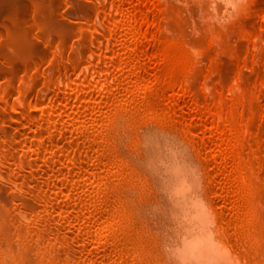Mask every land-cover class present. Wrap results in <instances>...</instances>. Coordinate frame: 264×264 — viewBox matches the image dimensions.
Listing matches in <instances>:
<instances>
[{
    "label": "bare ground",
    "instance_id": "bare-ground-1",
    "mask_svg": "<svg viewBox=\"0 0 264 264\" xmlns=\"http://www.w3.org/2000/svg\"><path fill=\"white\" fill-rule=\"evenodd\" d=\"M50 1L52 0H46L35 3V13L33 15L32 21H29L27 18L21 17L19 19L13 20L12 25L8 26L7 32L5 34V39L0 43V76L5 72L14 71L15 68L19 66L21 61L25 63L26 72H28L34 64L38 65V58H40V56L42 55L40 53L35 54L37 41L39 42L40 40H42V38L44 37L46 38L47 34L48 36L50 35V32H48L49 21L51 19L50 18L51 12L48 10ZM104 1H108V3L110 2L109 3L110 5L112 3L111 5L112 7H110L109 9L112 10V13L113 10L116 9L117 11L116 15H114V13L113 15L111 13H110L111 15L108 13L111 16V18L110 16H108L107 12H109V9L105 8L106 6L104 7V5H107L108 3L104 4L105 3ZM104 1H102L104 3L100 1V3L102 4L95 2L94 4L96 3L97 4L94 5L95 8L93 10L91 8H89L90 10L87 9L86 8L87 6L84 5L85 4L84 2L77 3L78 7L86 8L87 19L93 17L92 14L94 12H99L100 10H103V16L105 17L107 16V18L104 17L107 20L106 21L103 20L100 23L98 22V24H100L102 27L106 23L108 28L107 27L105 28L107 30L102 29L103 31H97L96 34L98 33V36H96V38L95 37L93 38L90 35H88L87 29L90 28H87V25L79 28L77 32L79 33L78 35H81L83 42H80L81 46H79L78 49H76L75 51L73 50L71 52L72 55H70V60L68 61H71L72 59L73 60L64 66L62 65L61 62L66 61L64 60V57L66 55L65 49L67 46L66 44L61 42V44L63 43L62 44L63 48L58 50L59 52L56 51L58 53L55 54V58L51 62L52 65L51 70L49 73L46 72L48 74H45L44 76L46 78V81L50 80V84H51L52 83L51 80L54 81L53 77L60 74L61 72L64 71L67 73V71L69 72V70H71V72L75 71V69L80 65V63H83L82 61H84L85 57L84 58L82 57L84 51L87 49L89 51L91 48L92 49L94 48L93 50L97 49L96 47H93L94 46L93 44H90L93 45L91 48H87L90 46L86 44V42H88L90 39L89 36L91 37L90 40L92 39L100 40L103 39L102 37L105 38L107 37L110 39L114 38L112 44H111V40L109 39V42L107 44L110 43L111 45L109 44L108 46L106 44L105 49L102 47L101 50H99L100 48L98 47L97 50H99V52L95 50L99 53L97 55H99V57L101 58L100 60H103L104 65L107 63L108 64L107 68H110V71H108L107 72L108 74L107 73L106 74L108 76H112L113 78H116L115 80L116 82L112 86L113 88H111V90H108L102 99H104V97L106 99H109L111 96L113 99V96L115 97L114 94L115 91L117 90L118 92L121 89L123 93L121 94L122 98L120 97L121 99H119V101L120 100L124 101L125 98L127 99L130 98L129 102L132 101L130 103L132 104V107L138 105L139 106L149 105L150 107H157L160 109L168 110L170 115H176L179 112H182L187 109L188 113L180 120L184 123H189L187 125L189 126L191 125L190 126L191 130L195 131L196 133L199 132L202 133L200 134L202 137L200 141L199 140L198 141L201 145V148L205 150V152L207 151L208 152L207 154L210 155V156L208 155L209 157L208 159L213 165L212 167L214 173L213 175L217 178V180L215 179L217 182L215 181L216 184L213 187V190L215 193V198L217 197L216 201L219 202L218 204L221 203L220 206L222 207V209L220 210V217L226 222L227 230L224 231L223 233H220L219 230L216 228L218 218L215 214V210L211 207V205H209V203L203 200L202 192H200L199 189L191 190L190 192H184V196L186 197L185 203L190 204L189 212L187 213L191 215L193 214V220H192L193 229L184 237V243L180 250L181 251L180 255L182 256L181 258H183L182 263L183 264H247V263H243L241 261V257L237 254L238 249L243 247V244L247 242V239L249 238L251 239L253 237L252 238L253 241L251 239V243L249 242L248 248H246L247 249L245 254L246 257L251 258L259 253L261 254L262 248L264 247L263 246L264 242L260 241L261 238L264 237V229H262L264 227V209L262 210V208L259 207L258 204L254 205V201L256 199H260L264 201V107H261L256 103V98L254 95L249 96V98L239 107H231V105L227 100L219 101V99H217L218 97L216 96H214V98L209 99L200 95L195 90L196 88L195 80L184 82L188 72H190L193 68L192 62L190 60V57H188L187 54L182 52L183 49L180 48L179 43L175 42L173 44L171 43L166 44L160 42L161 32L159 28L163 24L162 15L168 11L167 10L164 11L165 8L162 9L161 6H159V3H157L155 0H104ZM109 4L108 7L110 6ZM106 9L108 11H106ZM87 24L89 26V24L92 25L93 22L92 24L91 22ZM243 24L246 25L248 23L246 22ZM93 25L96 24L94 23ZM251 26H252V30H251L252 33L258 32V30H256L253 25ZM26 27H28L29 29L27 30ZM34 28L37 29L39 37L32 36V31ZM262 29H261V33H264V28L262 27ZM70 31H72V29H70L69 32ZM75 31L76 30H74V32ZM75 33H73L74 36L75 35L77 36V33L76 34ZM71 36L72 34H70V38ZM107 38L106 40H108ZM63 39L62 41H66V38ZM101 46L104 45L101 44L100 47ZM229 49L230 48L228 46L226 48H222L223 51H227ZM93 50L92 52L95 53L96 55L97 52ZM214 51H216L215 48H209L206 54L210 55ZM235 52H236L235 57H231L230 59L222 61L221 63L217 61L211 62L208 64L206 68H201L198 72L213 69L215 71L216 77L219 80L228 79L229 76L232 74V72L235 71L236 66L239 65L241 61H243L244 58L243 54L245 52L243 45L241 44L240 47H235ZM143 55L144 56L147 55L148 60L146 59L145 56V60H146L145 61L144 58H142ZM260 56L261 57L263 56L262 59H264V52H261ZM140 58H142V61L144 60L145 62L140 64L139 61ZM19 61L20 63L18 64ZM56 65L59 66L62 65L61 66L62 68L56 70ZM98 65L99 64H97L96 67ZM102 66L103 64H100L98 68H101ZM139 66H141V69H137V67ZM38 67L40 68V66H37V68ZM151 70L154 75L153 83L151 85L152 87L147 91H142L139 87V84L145 78V76H147L146 74H148L149 71ZM253 71L254 73L246 74L242 77V81L238 85V88L242 91V93H246L249 90H251L252 81L257 80L263 76L264 65L263 67L254 66ZM41 72L39 73L42 74ZM106 74H104V76ZM40 76L41 75H37V74H33L29 76V79L32 82L28 81L29 79H27L28 82L26 83L30 82L29 85L31 83L32 85L31 86L27 85V89H24L26 85L22 87L24 84L22 85L21 83H20L21 86L20 85L15 86L14 84H12L10 86L4 87V89L0 88L2 90V95L0 94V122H1L0 136L3 138L2 145L0 146V157L6 158L7 161L6 163L9 164L8 162L9 160H7L8 158L18 156L16 149H19V147L22 148L21 146L26 147L27 145L30 146L28 150H30L31 148L32 153H37V155L36 154L34 155L35 157L39 155L36 160H31V158H28L29 161H27V159H24V157H27L29 155L28 154L29 152L27 150L26 151L28 152L26 153L27 156L25 154H23L25 155L23 158H22L23 155L20 156L22 158V160L19 159L21 160L20 162L23 161L24 162L21 164V166H19V168L17 167L18 172L16 173V175H14L16 176L14 180L16 181V179L19 178H22L24 180L22 175L24 173H25L24 175L28 174L27 180L26 179L24 181L22 180L23 182L20 181V183L21 185L25 184L23 185L24 186L23 189L26 186L29 189L32 188L31 194H33L34 196L35 195L34 191H36L34 189L38 187V183H36L37 182L36 178L38 174L40 173H42V175L57 174L60 175L61 178L60 181L52 182V183L50 181L47 183V186L50 187V192H48L49 194H47V196L45 197L42 196L44 199L40 198L39 195L38 199L36 196L32 197L34 201L30 200L31 198L30 199L28 198L27 200L26 196H28L27 194L30 192L27 191L28 193H26L23 191L25 194L23 192L22 194L26 195L25 196L26 201L24 200L25 201L24 202L22 201L24 195L20 194V196L22 197L19 198L20 196L17 195L19 193L16 194L17 197L19 196L18 198L21 199L19 201V199L17 198L18 201L26 205L24 207H22V205L21 206L19 205L20 207H22V209L28 206V209L32 208L31 210H33L34 208H36L37 210V208L39 207L38 203L40 202V200H43L42 201L43 203L45 201L44 204L45 208L43 207L42 210L43 212L41 214L42 216L40 215L41 218H39L40 217L39 216L38 217L39 221H36V223L33 222V225H30L29 228H32V230L39 231L40 226H45L46 229L43 230H46L47 233L50 232V234L49 233L47 234L48 236L51 235L52 233L56 235L55 236L57 237L56 239L62 238L64 241L67 242V245L64 244V246H66L65 247L66 253L67 251L70 250L72 251L74 247L77 248V251L75 249L74 253H76L75 255L76 258L78 257L79 259L76 260L78 262L82 260L84 257L85 260L88 257H92V255L94 256L98 255V257L100 258L98 261L93 256L95 259L93 260L94 264H99V262L101 264H112V263L114 264L115 262H117L118 264H131L130 260L132 261L134 256L131 254L130 251L128 252H130L129 253L130 256H133L132 259L129 256L128 252L127 253L125 252L126 250L125 251L122 250L123 246L122 247L116 246L118 245L116 244L117 241L116 243L114 241L113 242L114 246H111L112 244L111 242L118 237V235H116L117 237L115 236L116 233L115 234L113 233L116 232V230L114 231L109 230L110 232L109 231L107 232V230H104L105 231L104 232L102 230V228L104 229L106 228L105 226L106 224L108 225L107 222L108 219L110 222L111 215L109 214L107 209V207L110 205L109 195H107L106 193L103 195L96 194L97 192H95L96 190H94L95 188L93 186V185L96 186V183L95 184L92 183L93 187L92 186L88 187L89 177L87 178V176L93 177L95 173L99 174L100 173L99 170L101 172H103V170L105 171V169L107 168L106 164L109 165L110 163H112V160H116V158L113 157L111 152L110 154L105 155L103 158H99L100 160L98 161L94 160L92 155L90 156V154H93L96 151L100 152V145L102 143L98 145V143L95 142V140H93L94 138L92 137V133H91L93 132V130L89 131L88 129L90 124H93L96 121L98 122V120L100 121V118L103 116V114L105 112L112 111V109L110 110V108L114 106L110 103H109L110 106L109 104L107 105L108 102H106L107 100L105 101V99L102 101H105L106 104L101 102V105L98 104L99 106H97V104L94 105L96 107L91 106V102L94 104L96 97L98 95H101L102 93L98 95L96 94V97L94 98L95 93H93L92 90V87L94 85L91 86V84H88L86 85L87 86L86 87L85 85L81 84L84 81L82 80V78L85 79V75H84V77H81L82 81L81 80L76 81L78 80L77 78L76 80H74L76 81L74 82V84L71 83V85L73 84V86H71L73 92H67L68 90L66 91V88H64L63 90L62 88L52 87L54 89L52 91H54V96H55V97L53 96V98L55 99L47 103L49 105H45L44 107L40 108V106H37L35 104V101H37V103H39L40 105L42 101H40L41 102L40 103L38 102L39 100L36 98L42 94L37 95L36 92L37 97L35 98V94L34 97L32 96L34 91L36 90L35 87L38 86V84L41 85V83H43L45 80L43 77L44 80L43 82H41L42 78ZM104 78L105 77H103V79ZM96 80L98 81L99 79L96 78ZM101 80H102V76H101ZM101 82H103V80L100 81V83ZM50 84L47 83L46 85H50ZM80 84L81 86H83V88L84 87L86 88L83 89L82 87H80L82 88V90L79 89ZM180 84L182 86L181 91L175 93L174 89L176 88V86ZM217 91H219V89L214 90V92ZM20 94H22L21 96L24 95V97L26 95L32 96L36 100L35 101L33 100L34 101L33 103V101H31L32 97H30V99L27 98L28 100L23 105H21L16 109L14 107L13 109V101H11V97L12 96L14 97L15 95L18 96ZM75 95L77 96L75 100V104L69 106L67 102L69 101V99H71V97H76ZM159 95L161 96V98L159 97ZM257 96H261L264 99V90L259 91L257 93ZM231 97H232L231 99L235 101L239 98V94L237 92L235 94L233 93ZM97 99L99 100L101 98L99 97ZM96 103H98V101ZM9 104H11L12 106L9 107L8 106ZM36 106L38 108H36ZM8 107L13 110H9ZM49 109H51V111L53 109V112L54 110L55 112L51 114L49 118H47L46 114H48ZM95 114L96 116H94ZM222 115H226V116L221 120V118L219 117ZM105 116H107L108 118V114ZM246 116H252L251 119L247 122L248 131H245V129H243V119ZM193 117L196 118L197 120L196 122ZM9 118L12 119L11 122L10 120H8ZM104 118L102 117V119ZM100 123L102 124L103 122L100 121ZM21 125L23 127L22 129L20 128L21 132L26 131L27 134L26 135L24 133L26 137L22 135L23 137H25V139L22 140L21 139L22 136L19 137L20 130L19 131L17 130V133H15L14 136H8V133L11 132L10 127L15 126L19 129ZM94 125L93 127H95ZM96 125H98V123ZM99 127H97V130ZM8 128L10 129L8 130ZM104 129L105 127L102 126L99 128V132L98 131L96 132L101 133L102 135ZM69 133L73 134V136ZM97 133L96 135H98ZM104 133L106 134V130ZM68 134L71 135L72 137L70 136V138H67L69 137ZM97 137L101 138V136L100 137L95 136V139H97ZM103 138H107V137H103ZM97 140L99 141L100 139ZM105 140L107 142V139ZM7 144H11L13 148H10L11 147L10 146L8 147L10 149L6 151L5 148L8 146ZM56 145L59 146V149L56 150L57 151L56 153L55 152H53L54 154L51 153L52 157L51 156L50 157L52 161H49L48 158L50 157H47L45 151L41 149L44 148L45 150L47 149L45 147L48 146L55 147ZM103 147H102V151L104 153V150L107 148H105V146ZM17 151L19 152V150ZM250 152L252 154L247 160H240L243 154ZM71 153H73L71 157L72 163L69 166L67 165L68 166L67 169L63 168L65 166L63 164L64 159L66 157H69ZM89 156L91 157V160L97 161L95 163L94 162L90 163V164L94 163L90 168L87 167V165H89L87 163L91 161L90 159H88ZM46 157L50 163L49 164L47 163L48 165L44 163L43 165L41 161L43 159L46 160L45 159ZM87 159L88 162L86 163ZM13 160L16 161L15 158ZM84 162L87 165L84 164ZM6 163L4 166L5 168L7 167ZM82 164L85 165L87 169L83 168ZM37 165H39L40 167H36ZM104 166L106 168L103 169ZM8 167L6 168L7 170ZM11 167L12 164L10 165L9 170L11 169ZM112 167H114V165L112 166L111 164V169L110 167H108V170H112ZM24 169H28L30 174L26 172L22 173ZM108 170H107V174L100 173L106 177L104 180H102L103 179L102 178L101 181L98 182V185H105L107 180L109 181V179L111 178L110 176L111 174L108 173L109 172ZM117 170L115 172H118ZM179 172L181 176L182 189H186V190L189 189L191 184L188 182L187 172L186 171L184 172L183 169H179ZM40 176L41 175H39L38 178ZM77 176L78 177L86 176V179L88 180L87 182H84L86 180L84 178L85 179L84 181L82 180H81L82 182L78 181L79 183L74 184L73 187L71 180H73V178ZM108 177L110 178L108 179ZM93 179L91 178L92 182L95 181ZM46 182L47 181H45L44 183ZM45 185L44 186L42 185V187H45ZM71 187H73L72 192H71L72 189ZM91 187L94 188L93 190L95 195H99L97 198L93 196L94 193ZM84 188L86 190L85 192H84ZM79 189L81 190L83 189V193H81L82 192L81 190H80L81 192L80 191L78 192ZM78 193H80L81 195H79ZM216 193H218V195ZM59 195L63 197L62 200H64V205H66L67 210L66 212H64L65 214H63V216L61 217V221L60 218L55 217L57 221H60L58 223H61V226L56 228V230H54L51 229V224L53 226L56 223L55 222L56 219L55 220L51 219L53 217H50V215H54L51 214L52 213L51 211H55L53 209L55 206L54 203L55 200L53 201L54 205L52 203H51L52 205L49 204V202L50 201L52 202L53 200L52 198H55V196L57 197ZM80 201H82V203ZM95 201H96L95 205L97 206V208L95 207L93 210L91 206L92 207L95 206L92 205L94 204ZM73 202H80L81 206L78 208L77 203L76 206L71 205V204H75ZM56 206L58 208L57 204ZM35 214L36 213H34L33 215ZM111 214L115 215V213L113 212ZM119 217L121 216L120 215L117 216V218ZM117 218L114 219L118 220ZM120 221L121 222L116 221L115 223H113L114 222L113 221L112 222L113 224L110 223L111 224V225L109 224L111 226L110 228L115 229L112 227H118L120 223L121 224L123 223L122 218L120 219ZM77 222H80L79 224L81 225L79 229L70 230L72 231L71 234H68L69 231L66 230L63 231V229L67 227H68L67 229L69 230V227ZM99 225L103 226V227L101 226L102 227L101 230L103 232L99 231L101 233V234L99 233L100 235L96 232L98 236L93 237L92 233H94V231L92 230L94 226L95 228H97L96 226ZM42 228L39 231V234H41V231L43 234L44 231L42 230ZM76 228H78V226ZM258 229H262L263 231L259 232ZM96 233L95 235H97ZM18 234L20 235V233ZM29 234H30V230H27L25 233H23L22 236L18 235L20 239H22L23 243L21 245L20 252H17L18 256L15 255L14 257L17 256L19 258L10 257V259H8L9 261L6 259L5 261H8L9 263H5L3 259V261H0V264H44L46 263V261L53 260L55 258L54 250H53L54 254L51 253L54 242L50 243L52 245L51 247L52 249L49 248L51 245L50 246L47 245L49 246L48 248L50 251L47 250L48 248H45L47 251H43L39 248L38 244H35L37 243V241H34L35 243L32 242L35 244V246H33V244L31 245L30 243H28L30 242L28 240ZM39 234L36 235L39 236V238L43 237L44 239L42 238L41 239L45 241L46 239L44 235L46 234V232L42 236ZM225 236H230V238H232L231 245L229 244L228 241L224 239ZM50 238L52 237L50 236ZM70 238L71 239L73 238L72 240H75L74 238H76V240L71 241ZM24 239L28 240L27 242L28 244L26 243V245H23ZM41 239L40 241H42ZM97 239L98 241L99 240L101 241V242L99 241L101 244V246L99 247L100 249H98L97 247L98 250L95 249L97 250L96 254L94 252V254H91V256H89L90 248L88 247L93 242H95L93 243V245L94 244L97 245L98 243ZM45 242L44 245L48 244ZM123 242L125 241H122L121 243ZM41 243L43 244V241ZM22 246L26 247V250L25 248L22 249ZM64 246L62 248H64ZM44 247L42 249H44ZM35 248H37V250ZM87 249H89V252ZM13 259L14 261L10 262ZM91 259L92 258H90V260ZM93 261L91 260L89 261V263L92 264ZM132 264H134V261Z\"/></svg>",
    "mask_w": 264,
    "mask_h": 264
},
{
    "label": "rangeland",
    "instance_id": "rangeland-1",
    "mask_svg": "<svg viewBox=\"0 0 264 264\" xmlns=\"http://www.w3.org/2000/svg\"><path fill=\"white\" fill-rule=\"evenodd\" d=\"M42 1H46V0H0V43L5 39L7 28L8 26L12 25V21L19 19L21 17L27 18L29 21H32L33 15L35 13V3ZM100 1L102 2L104 0L50 1V4L48 6V10L51 12L50 13L51 19L49 18L50 21L48 26L49 27L48 32H50V35L48 36L47 34L46 38L44 37L39 42L37 41V45L35 49V54L40 53L44 57L40 56V58H38V65L34 64L28 72H26L25 70V63H23L22 61L20 63L19 61L18 64L19 63L20 64L15 68L14 71L10 70L11 72H5L0 76V88L4 89V87L10 86L12 84H14L15 86L17 85L21 86V84L22 85L24 84L22 87L26 85L24 89H27V85H29V83L32 82L30 81L29 76L33 74L41 75L40 76L42 78L41 82H43L44 79L45 80L43 83H41V85L38 84V86L35 87L36 90L32 95L34 97L35 94V98H36L37 95L42 94L36 98L39 100L38 102L42 101V103L40 102L41 103L40 105L39 103H37V101H35L36 99H34L32 96H27V95L25 97L24 95L21 96L24 93L18 96L15 95L14 97L13 96L11 97V101H13V109L14 107L16 109L21 105H23L28 99H30V97H32L31 101L34 100L35 104L37 106H40L41 108L44 107L45 105H49L47 103L55 99L53 98L54 91L52 90L54 89L52 87L62 88L63 90L64 88H66V91L68 90L67 92H73L71 86H73L74 82L81 80V77H84L85 75V79L82 78V80H84L83 81L84 84L83 82L81 84L85 86L88 84H91V86L94 85L92 87L93 93H95L94 98L96 97V94L98 95L102 93L101 95H98L96 97L94 104L91 102V106H94L95 104L99 106L98 104L101 105V102L105 104L106 102H108L107 105L110 103L114 106V107L111 106L112 108H110V110L112 109V111H110L111 113L105 112L103 114L102 117L103 118L105 117L106 119L105 118L102 119V117L100 118V121L103 122L102 124L98 120V122L97 121L94 122L95 125L93 123L90 124L88 127L89 131L93 130V132H91L92 137L94 138L93 140H95V142H97L98 145L102 143L100 145V152L96 151L93 154H90V156L92 155L94 160L98 161L100 160L99 158H103L105 155L110 154L111 152L113 157L116 158V160H112V163L109 164L110 166L106 164L107 168L105 166L103 167V169L106 168L105 171L103 170V172H101L99 170L100 173L107 174L108 167H110L111 169V164L112 166L114 165V167H112V170H108L109 171L108 173L111 174L110 175L111 178L108 177V179L109 178L110 179L109 181L107 180L105 185H98V182H100L102 178H103L102 180H104L106 177L103 174L95 173L96 176L95 175H93V177L87 176V178L89 177L88 187L92 186V183L93 184L96 183V186L93 185L95 189L92 188L93 186L91 187V189L96 190L95 191L97 192L96 194L103 195L106 193L110 197V205L107 207L108 212L111 215L110 222L108 219L107 221L108 225L107 224L105 225L106 226L105 229L102 228L103 227L102 225H99L100 227L96 226L97 228H95L94 226L92 230L94 231V233H92V236L93 237L98 236V234L100 233L99 231L102 230L103 231L107 230V232L109 230L111 231L116 230V232L113 233L114 234L116 233L115 236L118 235V237L116 236L118 239L114 237L117 240L114 239L111 243L113 244L114 241L115 243L117 241L116 244L118 245L115 244L117 247L123 246L122 250L124 251L126 250L125 251L126 253L128 251L131 252V254L134 256L133 260L132 261L130 260L131 264L133 263V261L134 264H183L182 263L183 258H181L182 256L180 255L181 254L180 250L184 243V237L193 229V225H192L193 214L191 215L187 213L189 212L190 204L185 203L186 197L184 196V192H190L191 190L199 189V191L202 192L203 200L209 203V205H211V207L215 210V214L218 218L216 228L219 230L220 233H223L224 231L227 230L226 222L220 217V210L222 209V207L220 206L221 203L218 204L219 202L216 201L217 197L215 198V193L213 190V187L217 182L216 181L217 178L213 175L214 174L212 169L213 165L208 159L209 158L208 157L209 154H207L208 152L207 151L205 152V150L201 148V145L199 143L202 137L200 134L202 133L200 132L196 133L195 131L191 130L190 127L191 125L190 126L187 125L189 123H184L180 120L188 113L187 109L182 111L183 113L179 112L176 115H170L168 110L160 109L157 107H150L149 105L148 106L138 105L132 107V104H130L132 101L129 102L130 98H128L129 100L125 98L124 101L123 100L119 101V99L122 98L121 94L123 93L121 89L118 92L117 90L115 91L114 93L115 97L113 96V99L112 96L109 99H106L104 97L105 101L106 100L107 101L106 102L102 101L104 100L102 98L103 96H105V93L108 90H111V88H113L112 86L116 82L115 81L116 78L107 75L108 74L107 72L110 71V68H107L108 64L106 63L107 65L106 64L104 65L103 60H100L101 58L99 57V55H97L99 54L98 52L99 50H101L102 47L105 49V45L109 42L110 38L106 37L108 39L106 40L105 37H102L103 39L100 40L95 39L96 41L92 39L95 42L90 40L91 37L96 38V36H98V33L96 34L97 31H103L102 29H105L106 27L108 28L106 23L102 27L100 24H98V22L100 23L103 20L104 21L107 20L105 19L107 18V16L106 17L103 16V10H100L102 13L100 11L94 12L92 14L93 17H91L90 19L86 18V11H87L86 8L87 9L91 8L93 10L95 8L94 5L97 4L94 3L95 2L100 3ZM155 1L159 3V6H161L162 9L165 8L164 11L165 10L168 11L162 15L163 24L159 28L161 32L160 42L166 44L168 43L173 44L175 42L179 43L180 48L183 49L182 52L187 54L192 62L193 68L190 72H188L184 82L195 80L196 81L195 90L200 95L209 99L214 98V96H216L218 97L217 99H219V101L227 100L231 105V107H239L249 98V96L252 95L255 96L256 103L261 107H264L263 106L264 99L261 96H257V93L259 91L264 90V73L261 78L252 81V88L248 92L242 93V91L238 88V85L241 83L242 77L244 75L254 73L253 71L254 66L263 67L264 65V59H262L263 56L262 57L260 56L261 52H264V33H261L262 27L264 28V0H155ZM83 2L85 3L84 5L87 6L86 8L77 6V3H83ZM104 2L102 3L104 4L108 3V1H104ZM108 4L104 5V7L106 6L105 8L107 9L112 7L111 6L112 3L111 5L109 4L110 5L109 7ZM107 9L106 11H108ZM108 13L109 14L111 13L112 15L114 13V15H116L117 11L116 9H114L112 13V10L109 9V12H107V14ZM109 14L108 16L111 15ZM88 21L91 22V24L93 22V24L95 23L96 25L92 24L93 25L92 26L89 24V26H91L89 27L87 24L89 23ZM246 22L248 24L244 25L243 23ZM85 25H87V28H90L87 29V32L88 35L91 36V37L89 36L90 39L89 41L87 40L88 42H86V44L94 45V46L90 45L87 48H91L93 46L98 49L99 47L100 48L99 50L95 49L98 52L93 50L94 48L93 49L91 48L93 51L97 52L96 53L97 56L95 55V53L92 52L91 49L89 50L91 52H89L88 49L85 50L84 51L85 54L83 53V56L82 55L81 56L83 58L85 57L87 60L84 58V61H82L83 63H80L81 66L79 65L80 67L78 66L73 72H71V70H69V72L67 71V73L64 71L61 72L60 74L53 77L54 81L51 80L52 83L50 84V80L46 81V78L44 76L45 74H48L50 72L52 66L51 62L55 58V54L59 52L58 50L63 48L62 44L64 43L67 46L65 49L66 55L64 57V60L66 61L64 62L70 60V55H72L71 52L73 50L75 51L76 49H78V47L81 46L80 42H83L81 35H78L79 33L77 31L79 28L84 27ZM251 25H253L255 29L258 30V32L252 33ZM26 29L28 30L29 28L26 27ZM70 29H72L73 32L70 31L71 32L70 33L69 32ZM74 30H76L75 32L77 33V36L76 35L74 36L73 34L75 33ZM93 33L94 35L95 34L96 35L94 36ZM70 34H72L71 38L74 36L72 39L70 38ZM32 36L39 37L36 28L33 29ZM63 38H66L67 43L66 41H62ZM110 40L112 44L114 38H111ZM61 42L63 43L61 44ZM101 44L104 46L100 47ZM109 44L107 45L109 46ZM241 44L243 45V48L245 50L243 54L244 56L243 61H241V63L236 66L235 71L232 72V74L229 76L228 79H223V80L221 79L222 81L219 80L216 77L215 71L213 69L198 72L201 68H206L208 64L211 62L217 61L221 63L222 61L228 60L231 57H235L236 55L235 47H240ZM227 46L230 49L227 51H223L222 48H226ZM209 48H215L216 51L208 55L206 53ZM145 56L147 59L148 58L147 55ZM145 56L144 55L142 56L144 60H145ZM98 58L100 61L98 60ZM142 58L139 59L140 64L146 61V60L142 61ZM71 61H68L67 63L64 62L61 63L64 66ZM97 64L99 65L103 64V66L101 68H98L99 65L96 67ZM37 66H40V68L39 67L37 68ZM61 66L56 65V70L62 68ZM94 68L95 69L98 68V69H96L95 71ZM137 69H141V66L137 67ZM39 72H41L42 74H40ZM104 74L106 75L104 76ZM100 75L102 76V80H103V82L101 83L100 81L102 80ZM146 75L147 76H145V78L139 84V87L142 91H147L152 87L151 85L153 83V77H154L152 70L149 71V73ZM103 77H105L104 78L105 81ZM77 78L78 80H76ZM96 78L99 79L100 81L98 80L99 81L98 82ZM27 79H29L28 80L30 81L29 83H26L28 82ZM96 82L99 84H97ZM45 83L46 84L49 83L50 85H46ZM71 83L73 84L71 85ZM81 84L79 86V89L82 90L83 86H81ZM31 85L32 83L29 86ZM181 87H182L181 84L176 86L174 92L175 93H177L178 91L180 92L182 89ZM50 88L53 93L50 91ZM217 89H219V91H217L218 93L214 92V90ZM236 92L239 94V98L233 101L231 99L232 98L231 96L233 93L235 94ZM0 94L2 95V90ZM99 97L101 99L98 100L97 98ZM159 97L161 98L160 95ZM76 98L77 96L71 97V99H69L67 104L69 106L75 104ZM97 101L98 103H96ZM116 102L119 104H117ZM8 106L10 107L12 105L9 104ZM37 106L36 108H38ZM13 109L9 108V110H13ZM54 112L53 109L52 111L51 109H49L48 114H46L47 118H49V116H51V114H53ZM107 114H108V118L107 116H105ZM94 116H96V114ZM225 116L226 115H222L219 118H221L222 120ZM251 117L252 116H246L243 119V129H245V131H248L247 122L251 119ZM193 118L195 119L196 122L197 121L196 118L195 117ZM8 120H10V122L12 121L11 118H9ZM97 123L98 125H96ZM93 125L96 128L93 127ZM90 126L93 128H91ZM99 126L105 127L104 131L102 132V135L101 133L96 132V131L99 132V128H100ZM14 127L15 126L10 127L11 132L8 133V136H14L15 133H17V130L19 131L20 128L21 129L23 128L22 125L19 127V129L17 127L15 128ZM97 127H99L98 130ZM10 128H8V130ZM105 130H106V134L104 133ZM24 133L26 134V131L21 132L20 130L19 137H21L22 135L26 137L27 134L24 135ZM96 133L98 135H96ZM71 135L73 136V134ZM71 135H69V137L67 138H70ZM23 136L21 137L22 140L25 139V137ZM95 136H99V137L101 136L102 139L97 137V139H100L98 141L97 139H95ZM103 137H107V138H103ZM105 139H107V142ZM2 142H3V138L0 136V146L2 145ZM7 145L8 146L5 148L6 151L10 148H13L11 144H7ZM27 146L26 147L21 146L22 148L19 147V149H16L18 156L10 157L7 159L9 160L8 161L9 164L10 165L12 164L10 170H9L10 165L6 163L7 162L6 158L0 157V261H3L4 259L5 263H9L8 259H10V257L12 258L15 255L18 256L17 252H20L21 245L23 243L22 239H20L19 236L20 235L22 236L23 233H25L27 230H30V234L28 236V240L30 242L26 240L27 239L26 237V239H24L23 245H26L27 242L30 243L31 245L33 244V246H35V244H38L39 248L43 251H47V250L50 251L49 248L50 249L53 248L51 250L52 251L51 253H53L54 250L55 258L53 260L46 261V263L44 264H83V263L90 264L89 261L91 260L93 261L96 259L98 261L100 259L98 255L95 256L92 255V257L86 258L85 259L86 261L84 260L85 258L84 257L82 260H80L81 262L80 261L78 262L76 260L79 259L78 257L76 258L75 256L76 253H74L75 249L77 251V248L74 247L72 251L70 250L67 251L66 253L65 251L66 246H64V244L67 245V242L64 241L62 238L56 239L57 238L55 237L56 235L52 233L51 235L48 236L47 234L48 233L50 234V232L47 233L46 230H43L46 229L45 226H40V230L43 227L42 228V230L44 231L43 234L42 231L41 234H39L40 230L37 231V230H32V228H29L30 225H33V222L36 223V221H39V218H41L43 207L45 208L44 205L45 201L43 203L42 202L43 200H40L41 203L40 202L38 203L39 207L37 208V210L36 208H34L35 210L33 209L36 212L31 210L32 208L28 209V206L22 209V207L26 205L24 203L22 204L21 202H19L21 200L19 198L22 197L20 196V194H22L23 191L26 193L30 192L27 194L28 196L24 195L25 193L23 192L24 194L22 195H24L23 197L24 199L22 198V201L24 200L26 201V199L28 200V198L29 199L31 198L30 200L34 201L32 197L36 196L38 199L39 195L40 198L44 199L43 197L47 196V194H49L48 192H50V187L47 186V183L50 181L51 183L60 181L61 178L60 175L57 174H52V175L44 174L46 177L48 176L46 178L44 175H42V173L39 172L40 174H38V176L39 175L41 176L39 178L37 176L36 178L37 179L36 183H38V187L34 189L36 190L34 191L35 195L33 196V194H31L32 188L29 189L26 186L23 189L24 187L23 185L25 184L21 185L20 183V181H22L23 179L19 178L16 179V181L14 180L16 177L14 175H16V173L18 172L17 169L24 162V161L23 162L20 161L28 152H29L28 154L31 156L26 155L27 157H24V159H27V161H29L28 158H31V160H36L37 157L39 156L38 155L35 157L34 155L35 154L37 155V153H32L31 148L30 150H28L30 146L28 147ZM103 146L107 148L104 150V153L102 151ZM48 147H45L47 148L45 150L44 148L41 149L45 151L47 157L50 156L52 157L51 153L53 152L56 153L57 152L56 150L59 149L58 145H56L55 147L54 146L52 147L48 146ZM17 150H19V152ZM27 150L28 152H26ZM107 150L109 151V153ZM72 154L73 153H71L69 157H66L64 159L63 164L65 166L62 165L64 166L63 168L67 169L68 166L72 163L71 160ZM251 154H252L251 152L243 154L240 160H247ZM20 156H22V158ZM90 156L88 157V159L91 160ZM47 157L45 158L46 160ZM51 157L48 158L49 161H52ZM14 158L16 159V161L13 160ZM88 159L86 163L88 162ZM46 160L43 159L41 163H43V165L44 163L49 164L50 162L48 160L47 162ZM97 161L91 160L87 163L89 165H87L85 162L84 164H86L87 167L90 168ZM92 162L94 163L90 164ZM5 163L7 164L6 165L7 167L9 165L8 167L9 171L6 169L7 167L6 168L4 167ZM82 166L83 168L87 169L85 165L82 164ZM36 167H40V166L37 165ZM4 169H6L7 171ZM179 169H183L184 172L185 171L187 172L188 182L191 184V186L187 190L182 189L181 187V176L179 174L180 173ZM24 170L22 171V173L26 172L30 174L28 169H24ZM116 170L118 172H115ZM24 174L22 175V177L24 178V180L25 179L27 180L28 174L27 175ZM90 177L92 179L94 178L93 180L95 181L92 182ZM84 178L86 179V176L74 177L73 180H71L72 186L74 187V184L79 183L78 181L81 180L84 181L85 180ZM88 179H86L84 182H87ZM45 181L47 182L44 183ZM42 185L43 186L45 185L46 188L42 187ZM73 187H71L72 188L71 192L73 191ZM80 190L81 189H79L78 192ZM81 191L80 192L83 193V189ZM85 191L86 190L84 188V192ZM16 194L19 195L20 197L18 196L19 197L18 198ZM78 194L81 195L80 193ZM216 194L218 195V193ZM93 196L97 198L99 195H95L94 193ZM17 198L19 199V201ZM52 199H53L52 202L50 201L49 204L51 203L53 204V201L55 200L54 202L55 206L53 208L55 211H51L52 212L51 214L54 215H50V217H53L51 219L54 220L56 218H60L61 221V217L63 216V214H65L64 212H66L67 210L66 205H64V200H62L63 197L59 195L57 197L55 196V198ZM80 202L82 203V201ZM80 202H73L75 204H71V205L76 206L77 203V207L79 208L81 206ZM56 204L58 205V208ZM95 204L96 201L92 205ZM257 204L259 207L262 208V210L264 209V201L260 199H256L254 201V205ZM19 205L20 206L22 205V207H20ZM95 207L97 208L96 205L93 207L91 206L93 210ZM29 211L30 212L33 211L37 215L36 214L33 215L34 213L33 212L30 213ZM112 212L115 213V215H112L111 214ZM119 215L121 216L119 218L120 219L122 218L123 223L122 224L120 223L118 227H112L115 229H111L110 223H112L113 221H114L113 223H115L116 221L121 222L120 219L117 218V216ZM114 218H117L118 220ZM60 221H57L56 219L55 221L56 223L54 224L53 222L54 224L53 226L51 224V229L56 230V228L60 227L61 223H58ZM79 223L80 222L74 223L69 227V230L67 229L68 228L67 227L63 229V231L64 230L69 231L68 234H71L72 231L70 230H75V229L77 230L80 228L81 225ZM76 225L78 226V228H76L77 227ZM262 229H264V227ZM262 229H258L259 232H262L263 231ZM45 232L46 234L44 235ZM18 233H20V235ZM95 233L97 235H95ZM36 234L37 235L39 234L41 236L44 235L46 242L42 240L44 239L43 237L40 236L42 238L41 239ZM50 236L52 238H50ZM40 239L43 241V244L41 243L42 241H40ZM72 239L70 238L71 241L76 240V238H74L75 240ZM224 239L228 241L229 244L231 245L232 238H230V236H225ZM251 239L250 238L247 239V242L243 244V247L238 249L237 254L241 257V261L243 263L264 264V247L262 248L261 254L259 253L251 258L245 256L247 251L246 248H248L249 242L251 243ZM34 241H37V243H35ZM99 241L98 243L96 242L97 245L99 244L98 246L96 244H94L95 246L93 245V243L95 242L90 244V246L88 245L89 246L88 248H90V252L89 249H87L89 252V256H91V254H94V252L96 254V251L100 249L99 247L101 246L100 244L101 241L100 242ZM122 241L125 242L121 243ZM260 241L264 242V237H262ZM32 242H34L35 244ZM44 242L48 244L44 245ZM51 242L52 243L54 242L53 247L50 244ZM112 244L111 246H114V244L113 245ZM47 245L49 246L51 245V246L49 247ZM63 246L64 248H62ZM43 247L44 249H42ZM24 248L26 250V247L22 246V249ZM45 248L48 249L46 250ZM35 249L37 250V248ZM130 252H128V254ZM56 255L57 256L59 255L58 256L59 258ZM17 256L14 258H19ZM93 256L95 257V259ZM133 256H130L131 259ZM90 258L92 259L90 260ZM6 259L8 261H5ZM12 261H14V259L11 260L10 262ZM92 264H94V261ZM99 264L101 263L99 262ZM114 264H118V263L115 262Z\"/></svg>",
    "mask_w": 264,
    "mask_h": 264
}]
</instances>
